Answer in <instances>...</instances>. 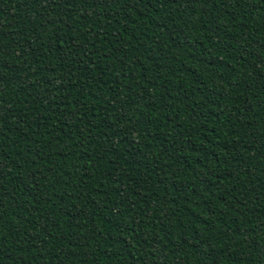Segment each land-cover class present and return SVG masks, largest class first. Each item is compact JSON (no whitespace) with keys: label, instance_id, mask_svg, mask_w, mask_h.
Masks as SVG:
<instances>
[{"label":"trees","instance_id":"1","mask_svg":"<svg viewBox=\"0 0 264 264\" xmlns=\"http://www.w3.org/2000/svg\"><path fill=\"white\" fill-rule=\"evenodd\" d=\"M0 264H264V0H0Z\"/></svg>","mask_w":264,"mask_h":264}]
</instances>
